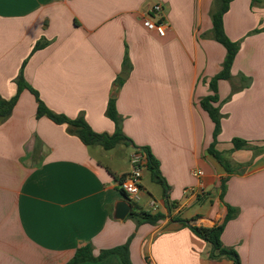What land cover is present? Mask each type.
Masks as SVG:
<instances>
[{"label": "crops", "instance_id": "1", "mask_svg": "<svg viewBox=\"0 0 264 264\" xmlns=\"http://www.w3.org/2000/svg\"><path fill=\"white\" fill-rule=\"evenodd\" d=\"M215 1L0 0V97L14 98L23 74L52 112L83 116L109 135L116 130L106 115L113 99L130 140L108 151L88 147L71 126L38 118L36 97L23 90L0 123V264H68L88 244L98 257L132 236V264H232L212 259V246L185 226L215 227L227 205L236 216L224 246L241 264H264V0H234L224 16L240 49L231 80L218 85L216 148L232 174L208 154L215 126L200 105L226 56L211 38ZM156 4L169 24L162 38L143 26ZM38 43L44 46L34 52ZM234 138L251 147L235 150ZM144 147L169 191L166 199L161 185L152 190L151 175L146 182L144 157L141 201L133 209L166 218L137 226L114 212L126 199L120 179ZM196 170L204 176L196 178ZM80 264L124 263L110 255Z\"/></svg>", "mask_w": 264, "mask_h": 264}, {"label": "trees", "instance_id": "2", "mask_svg": "<svg viewBox=\"0 0 264 264\" xmlns=\"http://www.w3.org/2000/svg\"><path fill=\"white\" fill-rule=\"evenodd\" d=\"M233 1L234 0H216L214 4V9L211 14L213 24L211 38L224 47L226 56L222 64L221 71L209 81L211 94L202 98V100L200 101L202 109L208 114L215 126L213 133V143L208 149V154L211 155L229 174L233 173L230 162L225 158L224 153L220 152L216 148V146L218 144V137L222 131L223 118L220 111V105H218L220 103L218 85L220 81L231 80L232 66L240 49L239 43L234 42L229 38L224 27V16L229 11L230 4ZM251 1L255 3L261 0ZM256 32H259V30ZM43 46V43H38L34 48V52L41 49ZM23 90H29L36 97L38 102V118L47 117L56 124H67L71 126L73 128L72 133L76 134L80 138V140L88 147L99 146L102 149L108 151L114 149L122 143L130 142V140L124 135L122 131V120L118 114L115 100H110L106 112L107 117L115 124V133L113 135H109L107 133H97L90 127L83 116H80L76 119H70L65 115H60L52 112L40 99L38 92L26 82L23 74H21L17 80V95L10 100H6L0 97V123L6 121L11 117L18 102L19 95ZM232 144L235 150H244L251 147L248 141L240 138H234L232 140ZM137 152H140L144 157H146V168L150 171L152 180L162 186L163 192L166 195V199H168L167 193L169 191V186L165 178L161 174L159 162L151 154L149 148H140L139 150H137ZM125 177L126 176H123L120 179V182ZM122 193L126 196L123 191ZM224 193L225 185L222 186V198L224 196ZM167 203L170 210H173L176 207L175 204H170L169 200H167ZM136 206L137 204L133 205V207ZM235 216L236 210L233 207L227 205V213L221 224L209 228L195 225L192 226L189 223L185 222V226L189 227L193 233H195L198 237L212 246V250L210 253V257L212 259H227L230 260L232 264H241V260L237 251L234 248L224 246L222 242V235L226 229V226L232 219H234ZM165 218L166 216L164 214H153L143 209H133L128 217V219L133 220L137 226H141L144 224L156 225ZM132 240L133 236L130 237L128 241L122 246L101 251L98 257H94L93 246L88 244L82 248H79L73 259L68 264L101 261L110 255L119 256L124 264H132L130 257V245Z\"/></svg>", "mask_w": 264, "mask_h": 264}, {"label": "built area", "instance_id": "3", "mask_svg": "<svg viewBox=\"0 0 264 264\" xmlns=\"http://www.w3.org/2000/svg\"><path fill=\"white\" fill-rule=\"evenodd\" d=\"M163 5L156 4L151 11L143 19V26L148 31L154 32L159 37H165L169 24L163 16ZM132 171L120 182V189L126 194L129 202L134 205L141 201L142 192V167L144 163V156L136 152L131 157ZM193 175L196 178L204 176L202 170L194 171ZM193 193L194 190H187L186 193ZM150 207L154 210H158V204L154 200L151 201Z\"/></svg>", "mask_w": 264, "mask_h": 264}, {"label": "water", "instance_id": "4", "mask_svg": "<svg viewBox=\"0 0 264 264\" xmlns=\"http://www.w3.org/2000/svg\"><path fill=\"white\" fill-rule=\"evenodd\" d=\"M131 211H133V205L126 197V199L120 200L116 203L114 218L116 220H124L130 215Z\"/></svg>", "mask_w": 264, "mask_h": 264}, {"label": "rangeland", "instance_id": "5", "mask_svg": "<svg viewBox=\"0 0 264 264\" xmlns=\"http://www.w3.org/2000/svg\"><path fill=\"white\" fill-rule=\"evenodd\" d=\"M144 175H145V177H146V182H148V183H151L152 181L150 180V173H149V171L148 170H145L144 171ZM152 184H154V185H152L153 187H152V190L153 191H157V190H160V186L158 185V184H156V183H152ZM159 198L158 199H162V197L159 195L158 196Z\"/></svg>", "mask_w": 264, "mask_h": 264}]
</instances>
